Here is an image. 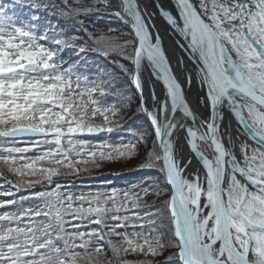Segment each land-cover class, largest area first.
Here are the masks:
<instances>
[{
    "label": "snow or ice",
    "instance_id": "6c2138e0",
    "mask_svg": "<svg viewBox=\"0 0 264 264\" xmlns=\"http://www.w3.org/2000/svg\"><path fill=\"white\" fill-rule=\"evenodd\" d=\"M0 264H264V0H0Z\"/></svg>",
    "mask_w": 264,
    "mask_h": 264
},
{
    "label": "trees",
    "instance_id": "16d2710c",
    "mask_svg": "<svg viewBox=\"0 0 264 264\" xmlns=\"http://www.w3.org/2000/svg\"><path fill=\"white\" fill-rule=\"evenodd\" d=\"M85 24L88 25H97V26H103L104 24H109L112 27H121L122 30L127 31V28L123 25L120 24L119 21L116 20H110V19H101L99 15H94L93 17L89 18H82ZM122 82L124 83V86L128 88L131 91V84L130 82H127L123 80ZM144 120L143 117H133L132 120L129 122V126L131 127H136L138 125H143ZM118 136L124 135V133H119L117 134ZM116 136V135H112ZM135 169L137 167L135 163ZM132 169V167H131ZM155 175L154 170L150 169H145V170H139V171H130L129 168L122 167V166H117L116 164L106 166L100 170H94L90 175L89 174H84L79 178H73V177H62L64 180H71L75 179L78 184L82 183L86 185H94V186H100L105 182H111L112 185L115 186H124L127 185L129 182L136 181L139 179H142L146 176H152ZM89 178L88 181H84L86 178ZM84 184V185H85Z\"/></svg>",
    "mask_w": 264,
    "mask_h": 264
},
{
    "label": "bare ground",
    "instance_id": "6f19581e",
    "mask_svg": "<svg viewBox=\"0 0 264 264\" xmlns=\"http://www.w3.org/2000/svg\"><path fill=\"white\" fill-rule=\"evenodd\" d=\"M164 2L167 3V0H164ZM124 26L127 28V25L124 24ZM160 27H161V35L163 36L165 46L168 48H171L172 47V39H170L171 33L165 34L163 31V25L162 24L160 25ZM181 55L182 54L180 51L175 52L176 57H179ZM194 96H195V94L193 93V98H194Z\"/></svg>",
    "mask_w": 264,
    "mask_h": 264
},
{
    "label": "rangeland",
    "instance_id": "374dc122",
    "mask_svg": "<svg viewBox=\"0 0 264 264\" xmlns=\"http://www.w3.org/2000/svg\"><path fill=\"white\" fill-rule=\"evenodd\" d=\"M117 134H119V133H113L112 135H116V136H113V137L115 138V137L118 136ZM135 163H136V162H133V164L130 166V167H132V171L135 170V166H134ZM114 165H115V164H113V166H114ZM116 165H117V166H121V165H119V164H116ZM143 170H145V169H143ZM85 178H86V179H85L84 181H88L89 178H87V177H85ZM61 179H62V178H61ZM62 180H64V179H62ZM84 184H85V182H84ZM85 185H86V184H85Z\"/></svg>",
    "mask_w": 264,
    "mask_h": 264
},
{
    "label": "water",
    "instance_id": "95a60500",
    "mask_svg": "<svg viewBox=\"0 0 264 264\" xmlns=\"http://www.w3.org/2000/svg\"><path fill=\"white\" fill-rule=\"evenodd\" d=\"M124 24L125 25H128L129 24V21L128 20H124Z\"/></svg>",
    "mask_w": 264,
    "mask_h": 264
}]
</instances>
